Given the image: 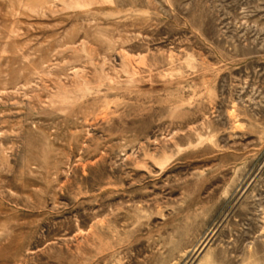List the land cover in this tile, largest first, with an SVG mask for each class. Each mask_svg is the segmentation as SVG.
I'll use <instances>...</instances> for the list:
<instances>
[{"label":"rangeland","instance_id":"1","mask_svg":"<svg viewBox=\"0 0 264 264\" xmlns=\"http://www.w3.org/2000/svg\"><path fill=\"white\" fill-rule=\"evenodd\" d=\"M0 264H264V0H0Z\"/></svg>","mask_w":264,"mask_h":264}]
</instances>
